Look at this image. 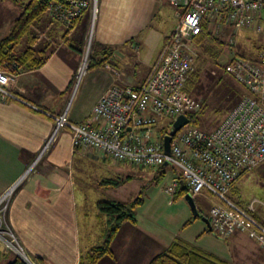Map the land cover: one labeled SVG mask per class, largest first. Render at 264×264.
Here are the masks:
<instances>
[{
    "label": "crops",
    "instance_id": "0c3cea01",
    "mask_svg": "<svg viewBox=\"0 0 264 264\" xmlns=\"http://www.w3.org/2000/svg\"><path fill=\"white\" fill-rule=\"evenodd\" d=\"M96 6L92 32L86 12L70 29L47 13L32 28L34 47L48 48L44 64L34 70L13 72L9 91L16 98L0 99V195L16 185L8 212L9 223L37 264H79L80 256L91 246L83 247L79 215L80 201L87 205L89 194L93 195L92 204L98 210L100 202L129 204L141 188L129 186L130 180L117 187L105 183L122 178L119 174L122 170L116 167L135 166L114 162L90 148L74 149L68 130L58 133L48 144L54 129L51 116L69 106L71 123H86L93 118L94 106L109 88L142 85L176 25L177 14L182 11L169 0H96ZM218 24L221 31L216 38L228 41L231 28L223 21ZM206 43L216 46L219 42L206 38ZM263 43L264 29L259 33L252 29L238 31L235 51L230 47L226 64L238 52L254 60ZM87 52V71L78 80L77 72ZM246 95L243 87L239 101ZM96 127L94 121L91 128ZM76 164L82 165L76 168ZM84 170L86 173H82ZM92 172L96 176L92 177ZM170 176L171 181L174 174ZM164 187L134 210L136 223L120 227L111 244L112 257H103L97 264H148L175 239L228 264H264V248L247 232L235 230L226 237H218L208 230L201 217L208 219L209 208L203 211L196 204L198 216L186 213L181 221L165 219L160 214L162 207L171 208L174 202L163 192ZM203 194L206 193L198 197H204ZM180 202L177 207L183 211L186 205L180 200L177 204ZM252 203L254 208L259 202ZM186 222L189 223L184 225ZM83 230L87 233L89 228ZM100 236L99 223L96 230L99 243ZM15 258L0 245V264H8Z\"/></svg>",
    "mask_w": 264,
    "mask_h": 264
},
{
    "label": "built area",
    "instance_id": "2783aa9c",
    "mask_svg": "<svg viewBox=\"0 0 264 264\" xmlns=\"http://www.w3.org/2000/svg\"><path fill=\"white\" fill-rule=\"evenodd\" d=\"M179 6L177 22L163 45L150 72L137 88L115 85L109 88L94 106L93 118L73 124L69 107L51 116L54 129L48 144L58 133L68 130L74 149H92L114 162H128L135 167H170L174 174L163 189L172 195L178 186L187 188L194 199L202 193L216 197L220 203L211 205L208 214L212 230L221 237L235 230L247 232L264 248V226L250 215L253 203L240 209L227 199L230 188L242 177L264 162V44L254 60L235 54L224 71L242 85L247 95L242 98L211 132L197 128L181 130L172 137L170 150L163 149V137L173 121L186 115L192 105L185 93V84L192 75L193 57L190 46L201 30V21L217 36L220 19L231 28L232 35L244 29H264V0H169ZM89 14L92 32L96 0H59L51 2L47 13L66 29L83 14ZM88 52L77 72V79L86 74ZM112 69V67H109ZM15 66L0 68V99L16 98L9 91ZM118 76L117 70L112 69ZM188 117V116H187ZM159 118L170 119L167 130H155ZM96 121L97 127L91 128ZM190 122V120H189ZM189 124V123H188ZM170 128V129H169ZM47 144V145H48ZM46 145V147H47ZM177 172V174L174 172ZM16 185L0 195V245L26 264H37L13 232L8 212ZM258 203V202H255Z\"/></svg>",
    "mask_w": 264,
    "mask_h": 264
},
{
    "label": "rangeland",
    "instance_id": "374dc122",
    "mask_svg": "<svg viewBox=\"0 0 264 264\" xmlns=\"http://www.w3.org/2000/svg\"><path fill=\"white\" fill-rule=\"evenodd\" d=\"M27 1L28 0H0V37L8 33L20 12V5ZM236 36L237 34L231 35L228 41L227 39L226 41L220 39V43H217L216 46L211 44V48L206 50V52H202L201 47L196 46L190 51V55L194 60V70L185 84V93L190 100L192 109L187 113L190 122L182 128L181 132L189 128H197L204 132L215 130L241 98L243 90L242 85L237 83L232 76L224 71L227 61L226 54L230 52V47L234 50ZM213 41L214 40H212V42ZM73 96L74 94L70 98V107L72 106V101H74ZM170 123V119L165 120L159 118L158 124L153 127L152 131L159 129L167 130ZM109 164H113V162H109ZM80 165L82 164H76V168H80ZM114 166L116 165L114 164ZM166 168L168 169L170 167ZM116 170H122L121 173H119L122 178L126 175L131 177L129 186L141 187L139 194L135 195L133 200L137 197H141L144 200L147 199L146 202L150 201L151 194H156L157 196L158 190L160 189L162 191V188L170 183L169 177H171L170 175L172 174V172L169 171L165 178L158 181V185H155L156 180H152V176L155 173L154 170L147 168L140 170L131 167L129 164L120 165L119 168L116 167ZM78 173H81V171H78ZM82 173H86V171L84 170ZM91 174L92 177L96 176L95 172ZM121 176L116 175V177ZM153 181L154 183H152ZM163 192L162 194L167 197ZM227 197L237 203L241 209H246L254 201L259 202L254 205L256 212L252 214L264 222V163H261L253 171L244 174L227 193ZM86 200L87 205H84V201H80L81 205L79 207V215L82 220L83 247H88L87 245H90V243L92 244L93 241H95L94 245L99 244L96 237V230L100 223V218H97V214L99 213L92 204L93 195L89 194ZM180 201L184 202L183 204L186 205L185 210L179 211L180 208L177 206L181 204V202L177 204V201H175L171 208L164 205L160 214H162L165 219L169 217V219L181 221L186 217V213L189 214L192 213V211L184 200ZM194 202L195 205L197 204V207L199 205L203 211H207L211 205L220 203L216 197L208 193H206L204 197L197 196ZM175 211L177 214H175ZM86 227L89 228L87 233L83 230V228ZM91 237H93V239L89 240Z\"/></svg>",
    "mask_w": 264,
    "mask_h": 264
},
{
    "label": "trees",
    "instance_id": "16d2710c",
    "mask_svg": "<svg viewBox=\"0 0 264 264\" xmlns=\"http://www.w3.org/2000/svg\"><path fill=\"white\" fill-rule=\"evenodd\" d=\"M54 1H59V0H28L24 4L20 5L19 7L20 12L16 17V19L14 20L12 26L10 27L8 33L0 37V68L10 69L14 65L16 70H20V69L34 70L41 67L44 64L48 48L47 46L34 47V43L36 39L32 28L42 22L43 18L47 14L50 3ZM220 21L224 22V19L222 18L220 19ZM200 26H201L200 33L194 39L192 46H190V49L193 50L196 46V47H201L202 52H206V50L211 48V46L206 43V38L211 42L212 40H214L220 43L221 40L217 39L216 38L217 36H214L212 35L211 32H209L207 21L202 20ZM16 70L15 71L13 70V72H16ZM135 168H139V169L147 168L154 170L155 173L152 176V180H156L155 185H158V181L164 179L167 173L171 171L169 168L167 169L166 167H160L156 169H154L153 167H135ZM174 172L177 174L175 170ZM130 179L131 177L129 176L124 179L119 178V179L108 180L105 181V183H107L112 187H117L121 183H124L125 181H128ZM105 183L103 184L105 185ZM152 183H154V181ZM235 184L230 188V190L235 186ZM187 193H188L187 188L178 186L175 192L172 195L168 194V196L172 198V202L175 201L178 202L179 200L184 199ZM227 199L235 206L239 207L238 204L235 203L233 200L229 199L228 197ZM143 201L144 199H142L141 197H137L129 204H120L115 202H100L98 204V211L100 217V235H101L100 243L95 246L92 245L94 243L90 244L91 246H89L87 252L84 255L80 256L79 264H97L99 260L102 259L103 257H112L111 244L114 237L116 236L120 227L123 224L136 223L134 210L137 207L143 205ZM250 215L264 226V223L261 222V220L257 219L252 213H250ZM188 223L189 222H186L184 225H187ZM215 234L218 237H221L217 233ZM8 264H26V263L16 257L13 261L9 262ZM148 264H228V263L210 254L204 253L203 251L197 249L196 247L182 240L175 239L169 244V246L163 252L154 256L149 261Z\"/></svg>",
    "mask_w": 264,
    "mask_h": 264
},
{
    "label": "water",
    "instance_id": "95a60500",
    "mask_svg": "<svg viewBox=\"0 0 264 264\" xmlns=\"http://www.w3.org/2000/svg\"><path fill=\"white\" fill-rule=\"evenodd\" d=\"M188 123H189V118L186 115H179L175 119V121H173L170 131L168 132V134L164 135V137H163V149H164V152L166 154L169 153L170 141H171L172 137H174L176 135V133L179 132ZM184 200L187 203V205L189 206V208L191 209L192 214L194 216H198V211L196 209V205H195V202H194V199L192 198V196L189 193H187L184 197ZM201 221L204 222V224L208 227L209 231H212L210 222L207 218L201 217Z\"/></svg>",
    "mask_w": 264,
    "mask_h": 264
}]
</instances>
